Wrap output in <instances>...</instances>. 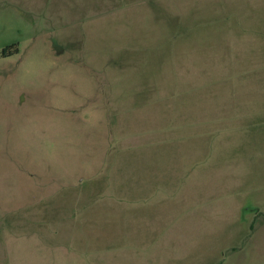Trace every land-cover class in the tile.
<instances>
[{"label":"rangeland","instance_id":"obj_1","mask_svg":"<svg viewBox=\"0 0 264 264\" xmlns=\"http://www.w3.org/2000/svg\"><path fill=\"white\" fill-rule=\"evenodd\" d=\"M0 264H264V0H0Z\"/></svg>","mask_w":264,"mask_h":264},{"label":"trees","instance_id":"obj_2","mask_svg":"<svg viewBox=\"0 0 264 264\" xmlns=\"http://www.w3.org/2000/svg\"><path fill=\"white\" fill-rule=\"evenodd\" d=\"M3 53L5 54V51L3 50ZM243 212H252L251 208H245L243 209Z\"/></svg>","mask_w":264,"mask_h":264}]
</instances>
